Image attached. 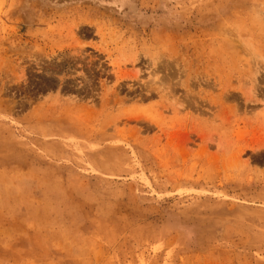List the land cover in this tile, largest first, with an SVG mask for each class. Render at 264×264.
Wrapping results in <instances>:
<instances>
[{
  "label": "rangeland",
  "instance_id": "rangeland-1",
  "mask_svg": "<svg viewBox=\"0 0 264 264\" xmlns=\"http://www.w3.org/2000/svg\"><path fill=\"white\" fill-rule=\"evenodd\" d=\"M0 264H264V0H0Z\"/></svg>",
  "mask_w": 264,
  "mask_h": 264
}]
</instances>
